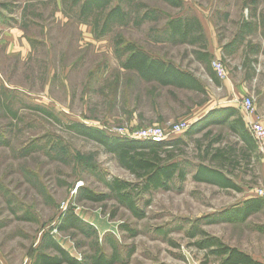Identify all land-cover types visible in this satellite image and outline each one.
<instances>
[{"label":"rangeland","instance_id":"obj_1","mask_svg":"<svg viewBox=\"0 0 264 264\" xmlns=\"http://www.w3.org/2000/svg\"><path fill=\"white\" fill-rule=\"evenodd\" d=\"M185 17L193 27L186 42L168 25ZM195 17L212 27L214 55ZM139 50L193 75L202 90L126 69ZM230 98L246 134L204 122ZM258 121L264 125V0H0V264H35L40 254L71 264L54 243L79 264H221L198 247L206 235L264 255V207L246 222L221 221L264 187V156L251 135ZM184 123L188 131L168 141L178 143L168 149L183 162L184 182L135 189L127 203L110 184L141 180L82 129L132 141ZM202 166L240 191L196 182Z\"/></svg>","mask_w":264,"mask_h":264},{"label":"trees","instance_id":"obj_2","mask_svg":"<svg viewBox=\"0 0 264 264\" xmlns=\"http://www.w3.org/2000/svg\"><path fill=\"white\" fill-rule=\"evenodd\" d=\"M177 5L180 6V2H177ZM195 21L199 29H201L200 22L196 17ZM190 23L188 18L185 17L184 19L172 20L168 25L174 35L186 42L187 40H192L190 37L193 34V27ZM125 68L136 70L146 81H155L163 85H178L181 87L193 85L198 91L202 90L201 84L193 75L188 72H183L172 65H167L159 60L152 59L150 55L140 50L130 55L125 64ZM204 122L207 126L231 125L230 128L234 133L241 131L240 133L243 132V134H246L243 119L237 115V110L231 107L213 110ZM82 129L90 137L98 135V137H94L96 141L103 145L108 153L117 155L120 165L141 180V185L138 184L135 186L120 181H115L113 184H110V190L118 194V196L120 195L122 202L127 203L131 201L135 189L149 194L155 190L169 188L172 181L177 177L181 182H184L186 173L182 171L181 166L183 162L177 161L176 156L172 152L175 145L178 144L177 142L153 143L139 140L130 141L123 138L110 137L87 128ZM168 147L173 148L168 149ZM194 180L200 183L222 184L224 188L240 191L239 186L227 179L221 171L211 167H200L194 176ZM129 188H131L130 191L128 190ZM89 193L88 197L91 201L100 202L104 199L103 196L95 197ZM263 207L264 199H249L223 212V219L221 221L227 223L246 222L254 213ZM132 209H134V206H132ZM72 220L71 223H75L76 225V221L79 219L73 215ZM201 234L205 235L206 233L201 232ZM206 236L208 238L207 241L199 242L197 244L198 247L204 250L209 249L210 253L218 257H223L221 264H263L255 260L248 253L224 244L216 237ZM52 247L58 254L64 257L65 261L71 264H79L78 261L80 260L75 258L72 260L68 259L69 255L64 247L65 250L56 243ZM62 259L40 254L37 256L35 264H63ZM94 264H103V262L99 259Z\"/></svg>","mask_w":264,"mask_h":264},{"label":"built area","instance_id":"obj_3","mask_svg":"<svg viewBox=\"0 0 264 264\" xmlns=\"http://www.w3.org/2000/svg\"><path fill=\"white\" fill-rule=\"evenodd\" d=\"M213 71L218 76L219 79L225 80L227 77V68L222 63L221 60L215 59L213 61ZM244 108L248 111L249 114L255 113L254 102L246 99L244 101ZM191 124L184 123L181 126H176L171 130L170 133H166L162 129L152 128L145 129L137 135L131 136V140L147 141L153 143H164L170 141L172 136L178 135L180 133H185L190 128ZM251 135L257 143L260 153L264 156V125L258 122L251 124ZM257 197L264 199V187L257 190Z\"/></svg>","mask_w":264,"mask_h":264},{"label":"crops","instance_id":"obj_4","mask_svg":"<svg viewBox=\"0 0 264 264\" xmlns=\"http://www.w3.org/2000/svg\"><path fill=\"white\" fill-rule=\"evenodd\" d=\"M198 17V16H197ZM198 19V21L200 22V25H201V27H202V29L204 30V31H206V35H205V38H206V42H207V44H208V46L210 47V53L211 54H213L214 55V51H213V49H215L216 48V41H215V39H214V34H213V32L211 31L212 30V27L208 24H206V22H203V21H201L199 18H197ZM207 25V26H206ZM206 29V30H205ZM229 82H230V80H228ZM228 82V83H229ZM232 82V81H231ZM229 83V84H227V81H226V83H224V85L225 86H228L227 88H228V91L230 90H232V89H234L235 88V86H234V84H232V83ZM233 100L234 99H229V100H227V102H229V104H227V102H223V104H225L226 103V105H224V106H221V108H227V107H231V108H234V109H237L236 108V106L234 105V103H233V105H232V103H230V101H232L233 102ZM218 102H221V101H218ZM218 105V104H217ZM216 108H217V106L216 107H212V108H209L208 110L209 111H211V110H216ZM221 108H219V109H221ZM207 112V111H206ZM243 251V250H242ZM244 252H246V251H244ZM247 253V252H246ZM249 254V253H248ZM249 255H251L255 260H257V261H259V262H261V263H263L264 264V255H255V254H253V253H250Z\"/></svg>","mask_w":264,"mask_h":264},{"label":"bare ground","instance_id":"obj_5","mask_svg":"<svg viewBox=\"0 0 264 264\" xmlns=\"http://www.w3.org/2000/svg\"><path fill=\"white\" fill-rule=\"evenodd\" d=\"M71 248H72V246H71Z\"/></svg>","mask_w":264,"mask_h":264}]
</instances>
